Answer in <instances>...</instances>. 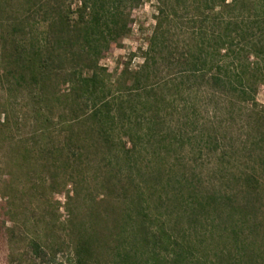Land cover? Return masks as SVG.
<instances>
[{
    "label": "rangeland",
    "instance_id": "1",
    "mask_svg": "<svg viewBox=\"0 0 264 264\" xmlns=\"http://www.w3.org/2000/svg\"><path fill=\"white\" fill-rule=\"evenodd\" d=\"M41 1L0 0V38L19 21L25 24V34L38 31L44 18L55 17L56 7L66 12L70 2L51 0L54 12L44 14ZM76 7L72 4L70 11ZM158 7L157 0H144L132 9L128 34L107 44L100 55L99 67L106 73L98 95L112 115L107 128L111 142L99 140L91 106L81 102L75 121L69 108H53L46 124L34 115L39 106L29 90H12L0 79V124L7 115L10 126L0 125V264H37L32 239L60 243L59 255L66 254L64 242L77 236L79 223L96 227L98 214L124 208L136 183L145 192L146 176L157 164L160 171L170 169L183 187L240 192L242 197L252 189L241 179L255 172L262 174L257 191L264 193V82L254 83L242 98L238 84L234 90L211 85L209 76L198 72L201 64H184V41L198 33L199 26L190 16L180 13L177 22L164 24L150 62L156 74L146 85H132L143 65ZM203 26L209 30V24ZM75 60L56 66L52 92L72 95L70 83L64 81L72 67L82 64ZM60 146L64 157L52 159Z\"/></svg>",
    "mask_w": 264,
    "mask_h": 264
},
{
    "label": "trees",
    "instance_id": "2",
    "mask_svg": "<svg viewBox=\"0 0 264 264\" xmlns=\"http://www.w3.org/2000/svg\"><path fill=\"white\" fill-rule=\"evenodd\" d=\"M143 1L70 0L66 12L56 7L55 17L44 18L38 31L25 34L22 21L9 25L0 38V79H6L12 90L19 86L29 90L39 106L34 115L46 124L53 108H69L76 114L75 121L81 102L91 106L90 117L99 123V140L111 142L107 128L112 115L98 95L104 86L101 76L106 73L99 67L100 55L107 44L128 34L131 10ZM157 2L155 28L133 86L146 85L156 74L155 65L150 64L155 59L154 48L162 39L164 24L174 23L180 13L190 16L194 26L199 24L198 33L184 41V64H201L198 72L208 75L211 85L234 90L238 84L242 98L254 83L264 82V0ZM72 4L77 5L73 12ZM40 5L44 14L54 12L51 0ZM70 14L76 17L71 19ZM74 60L82 64L72 67L64 81L70 83L72 95L59 96L52 92L56 66ZM84 68L89 70L84 73ZM181 78L184 83L186 74ZM0 125L10 129L7 115ZM128 138L134 148L133 137L129 134ZM64 151L56 147L51 158L64 157ZM76 157L82 158V153ZM160 167L157 164L156 171L147 174L151 184L145 183V192L137 183L130 186L133 193L124 208L97 213L96 227L88 229L79 223L77 236L64 242L66 254L59 255L60 243L47 245L32 239L33 260L38 258L37 264H264V193L257 191L262 174L253 172L241 179L252 189L242 197L240 192L183 187L170 169L160 171Z\"/></svg>",
    "mask_w": 264,
    "mask_h": 264
}]
</instances>
